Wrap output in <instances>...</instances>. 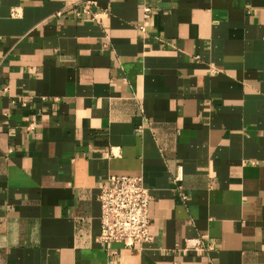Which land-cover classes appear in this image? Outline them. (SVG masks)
I'll use <instances>...</instances> for the list:
<instances>
[{"label": "crops", "instance_id": "0c3cea01", "mask_svg": "<svg viewBox=\"0 0 264 264\" xmlns=\"http://www.w3.org/2000/svg\"><path fill=\"white\" fill-rule=\"evenodd\" d=\"M78 1L0 0V264H264V0ZM118 174L149 243L96 240Z\"/></svg>", "mask_w": 264, "mask_h": 264}, {"label": "built area", "instance_id": "2783aa9c", "mask_svg": "<svg viewBox=\"0 0 264 264\" xmlns=\"http://www.w3.org/2000/svg\"><path fill=\"white\" fill-rule=\"evenodd\" d=\"M75 4L68 9L70 13L75 16L87 15L101 25L100 15L103 11L93 8L96 6L94 0H79ZM148 12L149 9L144 8L145 17ZM61 13L57 11L55 15ZM97 200L99 233L96 240L99 243H117L124 248H131L152 240L148 213L151 196L140 175H109L98 186ZM189 247L199 251L206 248L198 238L193 239Z\"/></svg>", "mask_w": 264, "mask_h": 264}]
</instances>
